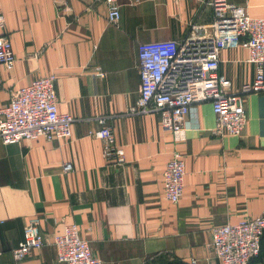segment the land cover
I'll use <instances>...</instances> for the list:
<instances>
[{
  "label": "crops",
  "instance_id": "1",
  "mask_svg": "<svg viewBox=\"0 0 264 264\" xmlns=\"http://www.w3.org/2000/svg\"><path fill=\"white\" fill-rule=\"evenodd\" d=\"M253 18L264 0H231ZM120 20L107 19L104 2L0 0V37H7L14 68L0 65V107L13 91L54 75L60 113L76 122L70 140L0 141V264H61L52 237L75 224L104 264H145L162 256L218 264L212 229L256 217L264 208V93L244 102L240 137L212 134L210 103L195 105L185 131L160 128L157 115H127L138 97L137 49L142 43L183 41L191 26L212 20L207 0H117ZM0 22V23H1ZM243 42L219 52L218 74L235 91L255 68ZM98 72L104 74L99 77ZM105 117L123 146L122 166L107 163L91 136ZM185 163L177 204L163 195L162 174L174 153ZM66 163L72 171L63 172ZM34 216L45 244L15 262L11 250Z\"/></svg>",
  "mask_w": 264,
  "mask_h": 264
},
{
  "label": "built area",
  "instance_id": "2",
  "mask_svg": "<svg viewBox=\"0 0 264 264\" xmlns=\"http://www.w3.org/2000/svg\"><path fill=\"white\" fill-rule=\"evenodd\" d=\"M104 2L107 19L117 24L120 11L117 0ZM212 20L205 26H191L183 41L165 40L142 43L137 49L140 79L138 97L127 115H157L159 126L174 134L183 133L184 119L195 105L210 103L215 115L212 134L219 137H240L247 123L244 102L251 94L264 93V16L250 17L244 7L231 0H207ZM0 18V22H1ZM2 25V22L0 23ZM243 42L247 62L255 68L251 81L232 90L228 78L218 74L219 52L233 49ZM16 58L10 40L0 37V65L7 71L14 68ZM99 77L104 74L98 72ZM56 77L49 75L32 80L13 91L6 105L0 107V141L15 145L24 141L70 140L76 119L60 113L55 88ZM101 126L91 136L102 145L103 159L114 166L124 164L125 153L105 117H97ZM72 171L66 163L63 172ZM185 163L174 153L162 174L163 195L177 204L184 190ZM41 219L34 216L23 229V238L11 250L15 262L40 250L45 238L40 230ZM264 234V208L256 217L212 229L210 249L218 264H264L258 261ZM56 261L61 264H104L80 236L75 224L64 227L52 237ZM1 257V254H0ZM196 261L192 260L191 264Z\"/></svg>",
  "mask_w": 264,
  "mask_h": 264
},
{
  "label": "rangeland",
  "instance_id": "3",
  "mask_svg": "<svg viewBox=\"0 0 264 264\" xmlns=\"http://www.w3.org/2000/svg\"><path fill=\"white\" fill-rule=\"evenodd\" d=\"M262 254H263V256H264V247H263V249H262ZM167 259V258H166ZM263 260H264V257H263ZM169 262V263H171V262H173L174 260H170V259H167V260H163V258H162V256H159V257H154V258H152V259H149V260H147L146 262H145V264H164V262Z\"/></svg>",
  "mask_w": 264,
  "mask_h": 264
},
{
  "label": "trees",
  "instance_id": "4",
  "mask_svg": "<svg viewBox=\"0 0 264 264\" xmlns=\"http://www.w3.org/2000/svg\"><path fill=\"white\" fill-rule=\"evenodd\" d=\"M264 247V234H263V237H262V241H261V252H260V255H259V258H258V261H264L263 260V254H262V249ZM163 260H167L166 258L162 257ZM164 264H187V263H183L181 261H177V260H174L173 262L169 263L168 261L167 262H164Z\"/></svg>",
  "mask_w": 264,
  "mask_h": 264
}]
</instances>
